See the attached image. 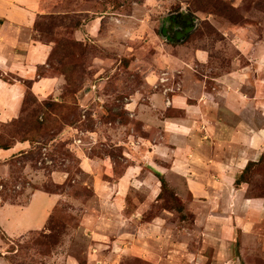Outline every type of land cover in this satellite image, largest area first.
Here are the masks:
<instances>
[{
  "label": "rangeland",
  "instance_id": "rangeland-1",
  "mask_svg": "<svg viewBox=\"0 0 264 264\" xmlns=\"http://www.w3.org/2000/svg\"><path fill=\"white\" fill-rule=\"evenodd\" d=\"M124 4V24L109 30L113 40H103L110 51L89 40L86 44L76 41L74 31L84 21L91 16L106 17L112 7ZM43 5L34 39L52 46V53L46 66L39 68L38 76L62 79L63 83L40 101L30 91L32 84L19 80L28 91L18 118L0 122V147L29 140L32 150L6 163L0 160L4 187L0 204H25L30 197L28 191L34 189L64 193L67 200L55 211L47 231L32 234L14 246L17 253L12 255V264H264V214L244 221L236 210L235 196L229 192L228 202L222 196L220 204L213 203L212 213L223 217L207 226L203 214L208 199L195 202L184 183L165 179L170 192L179 194L178 202L173 192L161 191L160 179L147 169L142 158L128 159L118 148L123 139L130 143L120 131L122 126H131L125 134L133 136L132 128L136 136L137 132L142 134L140 123L129 111L136 107L127 109L128 101L135 103L131 97L141 91L142 95L135 98L140 107L145 96L164 92L175 84L159 87L162 75L169 73L168 43L160 36L166 16L173 12L183 15L180 20L185 30L181 33L188 34L185 50L179 54L184 59L194 64L190 53L196 49L210 58L207 66L199 69L201 75L208 73L210 78L222 71L236 73L241 65L249 64L247 60L261 61L255 66L264 75V0H43ZM107 33L106 29L103 35ZM98 58L105 63L96 61ZM117 60L121 63L113 67L108 62ZM144 72L158 81H150L152 86L145 87ZM166 78L178 81L177 74L176 79L174 74ZM5 80L13 82L9 77ZM77 138L85 142L83 151L91 148L88 155L92 158H114V178L105 176L103 181L118 182L125 170L132 169L128 188L117 195L122 197L123 208L115 219L103 213L94 180L80 167L77 151L83 146L73 144ZM128 147L132 151L131 143ZM44 153L51 164L44 160L40 166ZM38 171L40 179L33 176L36 183H32L29 176ZM257 171L252 182L264 194V163ZM54 172L69 174L65 186L48 179ZM231 183L222 185V189L230 191ZM117 196L113 200L108 197L106 205L116 204ZM222 238L226 241L222 250L229 254L233 248L241 251L245 260L223 255L218 247L223 244Z\"/></svg>",
  "mask_w": 264,
  "mask_h": 264
},
{
  "label": "crops",
  "instance_id": "crops-1",
  "mask_svg": "<svg viewBox=\"0 0 264 264\" xmlns=\"http://www.w3.org/2000/svg\"><path fill=\"white\" fill-rule=\"evenodd\" d=\"M124 7L125 4L112 7L111 12L105 14L106 17L91 16L89 21H84L74 31V38L79 43L86 44L88 40L93 44L98 43L102 47L99 46L100 49L110 51L103 40H113L109 30H114V25L122 27L124 24L121 14ZM43 11V0H0V122L7 123L20 115L21 102L28 88L19 80L31 83L30 91L40 101L47 99L58 84L63 83L62 79L38 76L39 68L46 66L52 53V46L34 39L36 24ZM179 14L181 15L176 12L168 14L165 18L167 22H162V34L167 30L165 27L171 24V39L167 41L160 35L168 43V74H174V79L177 74L178 81L169 79V82L175 84L169 86L167 94L161 91L145 96L140 107L135 98L142 95L141 91L138 90L137 96L131 97L135 103L130 104L128 101L127 109L136 107V110L129 111L131 118L140 123L142 134L137 132L136 136L134 128V137L131 133L125 134L131 131V126H122L120 131H124L125 137L128 136L133 152L125 139L120 141L118 148L124 151L128 159L142 158L147 169L157 176L166 180L174 178L184 183L186 191L195 202L198 199H208L206 212L203 214L205 225H215L214 221L223 217L222 214L212 213L213 203L215 201L220 204L222 196L228 202L231 199L229 192L235 196L236 210L244 221L259 219L264 214V198L252 196L250 183L244 181L237 186L236 182L251 164H259L264 157V75L255 66L262 62L247 60L249 64L241 65L236 73L222 71L221 75L210 78L206 76L208 73L201 75L199 69L205 68L210 58L205 51L196 49L190 53L194 62L192 64L179 54L185 50L184 42L188 34L181 33L185 30V25ZM176 27L183 29L178 28L180 32L176 33ZM106 29L108 33L104 36ZM129 47L126 49L131 50ZM103 60L96 59L105 63ZM108 62L112 67L121 63L119 60ZM250 70L252 73L248 72ZM6 77L13 82L6 81ZM153 79L144 72L145 87L152 86L150 81H158L157 78L155 81ZM165 100L171 102V107H166ZM29 150H32L30 142L17 143L8 150L0 149V160L6 163ZM90 150L91 148L88 149L89 152ZM88 151H77L80 167L86 175L93 178V188L102 202L103 213L108 212L106 216L111 215L115 219L123 208L120 203L122 197L117 195H123L128 188L132 169L125 170L118 182L103 181L105 176L114 178L111 158H92ZM38 175H41L40 171L30 175V181L36 183L32 177L40 179ZM48 179L62 187L68 182L69 174L54 172ZM198 179L202 181L199 183ZM227 182L232 184L230 191L222 189ZM160 187L162 189V185ZM28 192L30 197L25 204H0V264H12V255L17 253L14 246L20 240L47 231L56 209L67 200L64 193H47L42 189ZM176 195L179 197V194ZM115 196L116 204L111 202L106 205L107 198L112 197L113 200ZM197 220L195 216V224L199 223ZM221 241L223 244L218 247L223 255L228 254L231 260H238L240 257L245 260V254L241 251L237 252L233 248L229 254L227 250H222L226 241L223 238Z\"/></svg>",
  "mask_w": 264,
  "mask_h": 264
},
{
  "label": "trees",
  "instance_id": "trees-1",
  "mask_svg": "<svg viewBox=\"0 0 264 264\" xmlns=\"http://www.w3.org/2000/svg\"><path fill=\"white\" fill-rule=\"evenodd\" d=\"M186 43H188V42H186ZM24 142H30L31 143V141H29V140H26ZM10 148L11 147H6V148L0 147V149H3V150H8ZM110 158L114 159L112 156H110ZM263 163H264V157H263L262 161L259 164H257V165L251 164L247 168V170L245 171V173L242 175V177L239 180H237L236 185L239 186L241 183H243L244 181H246L247 183H250V185L252 186L253 185L252 178L254 177V175L258 174V171L257 170L259 169V166L261 164H263ZM158 177H159V179H160V181L162 183V191L169 190V188L167 187V185H165V183H166L165 178L160 177V176H158ZM44 191H46L47 193H57V192H51L49 190H44ZM169 192H170V190H169ZM172 192H173V190H172ZM172 192H170V193H172ZM172 194L174 195V197L177 199L178 202H181L180 199L177 197V195L174 192ZM252 196L259 197V198H264V194H261L259 188L254 187V185L252 187ZM159 200L164 201V199H161V198H159ZM57 210L58 209H56V211Z\"/></svg>",
  "mask_w": 264,
  "mask_h": 264
},
{
  "label": "built area",
  "instance_id": "built-area-1",
  "mask_svg": "<svg viewBox=\"0 0 264 264\" xmlns=\"http://www.w3.org/2000/svg\"><path fill=\"white\" fill-rule=\"evenodd\" d=\"M117 23L119 24L120 22L119 21H117ZM168 76V74H163L162 75V78L160 79V81H159V87L161 86V85H165V84H167L168 82H169V80L166 78ZM159 87H158V85H156L154 88L157 90V89H159ZM170 90L169 89H165V94H167L168 92H169ZM166 105H167V107L169 108V107H171V102L169 101V100H167V103H166ZM128 106V105H127ZM83 118H84V120L86 119V111H84V116H83ZM110 126H112V124H110ZM82 134H84V133H82ZM83 140V139H82ZM80 138H77V139H74V143L73 144H75L77 147L79 146H83V147H80V150H82V148H84V147H86V145H85V142L84 141H82ZM91 145V144H90ZM74 146V145H73ZM93 146V145H92ZM46 161L47 163V165H50L51 163L49 162V160H48V158H47V154L46 153H44L43 154V160H42V162L39 164L40 166H42L43 164V161ZM3 186H2V184H1V179H0V195H1V191L3 190Z\"/></svg>",
  "mask_w": 264,
  "mask_h": 264
},
{
  "label": "flooded vegetation",
  "instance_id": "flooded-vegetation-1",
  "mask_svg": "<svg viewBox=\"0 0 264 264\" xmlns=\"http://www.w3.org/2000/svg\"><path fill=\"white\" fill-rule=\"evenodd\" d=\"M180 15V14H179ZM182 15V14H181ZM183 16V15H182ZM170 27H171V24L169 23V25L167 26V27H165V29H167L166 30V32H163V34H162V36H163V38L165 39V40H170L171 39V35H173L172 34V31L170 30ZM178 28H180V30H182L183 28L182 27H176V33H178L179 32V29Z\"/></svg>",
  "mask_w": 264,
  "mask_h": 264
}]
</instances>
